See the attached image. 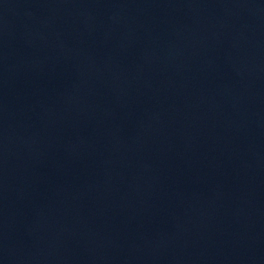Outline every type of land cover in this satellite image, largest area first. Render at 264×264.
I'll list each match as a JSON object with an SVG mask.
<instances>
[{
	"label": "water",
	"instance_id": "obj_1",
	"mask_svg": "<svg viewBox=\"0 0 264 264\" xmlns=\"http://www.w3.org/2000/svg\"><path fill=\"white\" fill-rule=\"evenodd\" d=\"M53 0H0V92Z\"/></svg>",
	"mask_w": 264,
	"mask_h": 264
}]
</instances>
